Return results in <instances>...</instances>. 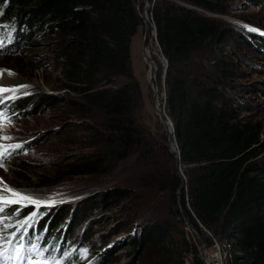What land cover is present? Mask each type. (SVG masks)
<instances>
[{
    "label": "trees",
    "instance_id": "obj_1",
    "mask_svg": "<svg viewBox=\"0 0 264 264\" xmlns=\"http://www.w3.org/2000/svg\"><path fill=\"white\" fill-rule=\"evenodd\" d=\"M227 1L152 3L157 42L168 62L165 110L174 124L187 177L179 200L177 191L183 178L177 173L175 157L167 142H157L140 123L143 100L130 63V41L141 25L135 0H0V55L20 54L19 49L42 31L61 65L64 92L20 96L18 109H37L38 102L63 107L69 119L67 127L80 129L78 135L68 132L65 136L66 146L76 143L79 151L66 156L55 172L25 179L28 166L23 165L25 170L14 167L11 173L47 187L65 178L113 173L131 166L145 171L139 180L141 188L155 191L149 195L134 191L126 178L122 184L89 196L88 207L116 209L126 217L149 211L154 215L146 225L136 224L140 235L120 250L113 249L117 243L90 257L83 235L80 239L71 237L67 245L75 209L66 218L58 213L59 206L32 221L24 236L26 244L40 235L45 236L42 243L51 238L53 259L72 242L88 248L86 259H81L78 248L73 249L67 264H183L186 251L196 253V248L185 237L182 241L176 237L185 235L179 226L185 218H181L180 201L197 232L201 231L198 220L217 234L219 228L220 235L235 234L241 239L244 256L242 261L236 257L234 264H264V174L248 164L253 147L259 144V128L238 121L227 103L224 76L231 70L223 53L231 36L214 16L227 12ZM255 48L264 58V41ZM10 161L22 162L19 157ZM156 193L168 195L163 214L150 205L153 197L160 196ZM31 207L10 205L2 213L8 221L17 216L9 231L19 228ZM13 209H19V214ZM122 227L128 229L130 224ZM125 253L131 257L123 263ZM195 264H201L197 257Z\"/></svg>",
    "mask_w": 264,
    "mask_h": 264
},
{
    "label": "rangeland",
    "instance_id": "obj_2",
    "mask_svg": "<svg viewBox=\"0 0 264 264\" xmlns=\"http://www.w3.org/2000/svg\"><path fill=\"white\" fill-rule=\"evenodd\" d=\"M135 2L141 25L130 41V63L132 64L133 76L139 83L143 100L140 123L151 132L157 142H168L166 130L155 114L152 100L154 95L158 100L161 113H164L166 106V103L164 106L163 100V97H166V85L164 87L163 81L165 62L157 45L158 43L154 40L152 21L150 22L153 0H149L151 4L148 8L150 20L147 21L141 19L145 7L144 1L135 0ZM226 3L227 12L214 16L219 20L221 28L229 32V36H231L229 48L226 53H223V58L227 61L231 70L227 76H224L227 83L225 85L226 94L229 99L227 103L232 108L238 121L251 123L259 128V144L253 147V157L250 158L248 164L255 167L259 171L258 173L264 174V58L261 56L260 50L255 48L260 41L264 40H261L258 34H252L250 30H247L249 28L264 30V0H228ZM144 38L146 48L149 47L154 53L151 58L153 62L152 70H150L143 54ZM49 42V37L44 32H37L33 35V39L28 41L27 46L19 49L20 54L0 55V75H3L2 79L5 84L11 82L13 83L11 87L17 88V95L12 102L15 108L13 114L8 123L0 124V143L24 145L17 154L12 155V157H19V160L22 161L20 164H12L10 161L12 157L4 160L5 166L0 167V180L11 188L28 194L35 199L42 201L54 200L55 203H50V205H58V213L60 215L61 213L64 214L66 218L69 217L70 210L75 209V220L66 244L68 245L71 237L80 239L83 235L82 240L90 249V257L95 258L105 252L109 245L118 243L113 249L120 250L130 240H135L140 235L135 228L136 224L146 225L154 215L149 214V211L147 213L142 212L137 217H126L120 215L116 209L106 210L100 206L88 207L89 196L108 189L110 186L122 184L126 178H130L128 182L131 183L130 185L134 191L143 194L147 192L148 195L149 193L153 194L155 191L150 188L145 189V191L141 188L139 180H141L140 177L145 176L143 174L145 171L138 172L131 166L129 168L123 166L113 173L69 177L58 184H51L47 187H39L36 183L25 180L34 175L55 172L66 156L79 151L76 143L66 146L65 136L68 135V132L78 135L80 129L74 125L67 127L69 119L66 118L63 107L51 108L47 104L38 102L37 109L33 106L18 109L19 106L16 104V100L20 96H36L51 91L55 93L64 92L62 89L61 65L55 60L53 48L49 45ZM208 70H205V79ZM5 79H9V81ZM148 79L152 81V86ZM69 94L73 95L72 93ZM7 114L4 113V116ZM23 165H27L28 169L25 170ZM14 167L25 170V179L17 178L11 173V169ZM176 169L185 181V188L187 177L184 174L185 167L182 162L180 165L176 162ZM138 173H140L139 176H137ZM2 187L3 185H0V188ZM180 192L181 190L179 194L177 193L179 200H181ZM184 193H186L185 190ZM156 194L160 196L153 197ZM156 194L152 196L154 200H150V205L154 211L156 210V213L158 211L159 214H163L166 211L165 206L168 200L166 196L168 195ZM178 203L182 214L181 218L185 217L182 218L184 223L179 224L185 235H176L179 240L182 241L185 237L193 248H197L202 245V242H209L210 246L214 243V239L220 237L219 228L216 229L217 234L214 232V228L205 226V228H200L201 231L198 232L200 238H198L188 228L186 213H184L180 201ZM12 206L18 207L19 205ZM192 214L194 215V213ZM130 216L132 215L130 214ZM197 222L199 221L197 220ZM128 223L130 228L122 227ZM0 227L2 228V223H0ZM4 233V231H0L1 235ZM81 252L86 257L85 250L82 249ZM122 252L125 251L122 249ZM189 252L186 251L185 256ZM130 257L128 253H125L123 263L128 262ZM34 258L31 257L32 260ZM3 259V256H0V260ZM2 264H7V261L6 263L2 262Z\"/></svg>",
    "mask_w": 264,
    "mask_h": 264
},
{
    "label": "snow or ice",
    "instance_id": "obj_3",
    "mask_svg": "<svg viewBox=\"0 0 264 264\" xmlns=\"http://www.w3.org/2000/svg\"><path fill=\"white\" fill-rule=\"evenodd\" d=\"M8 91H15L14 89H4L0 88V92H8ZM10 148L18 149L21 148L22 145L16 144V145H10ZM11 155L10 152L7 151H0V167H4V160ZM0 185H3L2 188H0V213H3L6 211V209L9 208L10 205H19L20 208L26 207L27 204L31 203L33 205L39 206L41 204H50L55 203L54 200L52 201H42L33 198L32 196L22 193L18 190H15L11 188L9 185L4 183L2 180H0ZM6 193V194H5ZM13 211L16 214H19V209H13ZM36 216V213H33L32 216L26 218V220L21 221V224L28 223L31 220H34ZM3 221L0 220V223ZM8 227H11L9 224H5L4 228L7 229ZM16 235L15 232L12 233V236L14 237ZM0 240L4 241V243L11 245L12 241L7 240L4 237L0 236ZM20 248H23V245H20ZM38 245H32V248L30 251H36L37 256H43V252L38 251ZM7 248H0V256H3L4 253L7 251ZM43 251H47V249H44ZM16 255L19 256V249L16 251ZM28 264H47L46 260H29Z\"/></svg>",
    "mask_w": 264,
    "mask_h": 264
},
{
    "label": "built area",
    "instance_id": "obj_4",
    "mask_svg": "<svg viewBox=\"0 0 264 264\" xmlns=\"http://www.w3.org/2000/svg\"><path fill=\"white\" fill-rule=\"evenodd\" d=\"M198 224L200 228H205V226H201L200 222ZM197 237L200 238L199 235ZM208 243L202 242V247H195L196 253L190 251L189 254L182 257L181 262L195 264V257H197L201 264H234L236 257H238V261L243 259L244 252L240 250L241 239L235 234L220 235L219 238L214 239V243L210 246Z\"/></svg>",
    "mask_w": 264,
    "mask_h": 264
},
{
    "label": "water",
    "instance_id": "obj_5",
    "mask_svg": "<svg viewBox=\"0 0 264 264\" xmlns=\"http://www.w3.org/2000/svg\"><path fill=\"white\" fill-rule=\"evenodd\" d=\"M143 1H144L145 7H144V11L141 14L142 20L144 19L145 15L147 16L148 8L151 6V4L149 3V0H143ZM185 6L194 9V7H192L190 5L185 4ZM150 16H151V21H152L151 13H150ZM152 28H153V33H154V40L156 43H158L157 42V28H156V24H154L153 21H152ZM145 45H146V43H145V38H144V46H143L144 56H145ZM157 45L159 46V50L161 52V47H160L159 43ZM164 62H165V66H164V71H163V81H164V87H165V73H166L167 68H168V62L166 61L165 57H164ZM148 81L150 82V85L152 86V81H150L149 79H148ZM164 95H165V92H164ZM152 100H153V104H154L155 114L158 116V118L160 119L161 123L164 125V128L166 130L167 138H168L167 144L169 146V149H170L171 153L174 155L177 164L180 165V163H181L180 149L178 146L177 139L175 138L174 124H173L172 120L168 117V115L166 114L165 109H164V113L163 112L161 113V111L158 107V100H156V97L154 95L152 96ZM163 100H164V106H165V103H166L165 96L163 97ZM184 186H185V181L183 179L182 184L178 188V192H177L178 194H179L180 190L184 189ZM187 222H188V228L194 234L199 235V233L193 228V226H192V224L188 218H187Z\"/></svg>",
    "mask_w": 264,
    "mask_h": 264
},
{
    "label": "bare ground",
    "instance_id": "obj_6",
    "mask_svg": "<svg viewBox=\"0 0 264 264\" xmlns=\"http://www.w3.org/2000/svg\"><path fill=\"white\" fill-rule=\"evenodd\" d=\"M143 20H146V21L149 20L148 12H147V16L145 15ZM153 56H154L153 50H151L149 47L146 48V46H145V57H146V61L148 62L149 66H150V70L153 69V62L151 60V58ZM2 78H3V75L0 77V85H2L3 88H10L11 84L13 85V83H11V82L9 84H5V81ZM5 80L9 81V79H5Z\"/></svg>",
    "mask_w": 264,
    "mask_h": 264
}]
</instances>
